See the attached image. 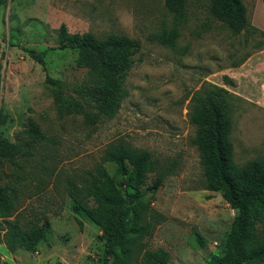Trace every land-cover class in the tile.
Returning a JSON list of instances; mask_svg holds the SVG:
<instances>
[{
    "label": "rangeland",
    "instance_id": "374dc122",
    "mask_svg": "<svg viewBox=\"0 0 264 264\" xmlns=\"http://www.w3.org/2000/svg\"><path fill=\"white\" fill-rule=\"evenodd\" d=\"M242 1L250 26L233 32L211 14L209 0H187L174 47L153 37L173 23L164 0L2 1L0 135L33 145L32 155L22 161L20 204L8 219L16 216L26 226L44 214L49 224L34 249L10 250L0 218V264H102V232L83 211H73L66 185L100 163L120 180L115 165L101 160L116 141L148 150L154 161L141 187L164 220L143 238L144 248L166 250V264H208L230 230L234 210L219 192L205 188L189 122L192 96L213 86L225 89L234 162L241 166L264 158V0ZM61 25L68 33H115L139 42L115 115L89 123L83 114L57 109L47 75L59 79L63 92L86 111H94L76 92L87 77V69L76 63L77 50L59 48ZM26 48L45 50V66ZM31 123L45 140L24 132ZM13 171L11 162H4L0 182L11 180ZM158 175H164L162 184L151 189Z\"/></svg>",
    "mask_w": 264,
    "mask_h": 264
},
{
    "label": "trees",
    "instance_id": "16d2710c",
    "mask_svg": "<svg viewBox=\"0 0 264 264\" xmlns=\"http://www.w3.org/2000/svg\"><path fill=\"white\" fill-rule=\"evenodd\" d=\"M209 3L211 14L233 32L250 26L242 0H209ZM164 6L172 16V26L163 27L153 37L174 47L179 27L186 19L187 0H164ZM59 35V48L76 49L77 65L87 69L86 80L76 87V92L94 107V111H86L81 101L63 92L59 79L47 75L46 82L56 91L55 104L59 112L83 114L89 123L115 115L124 95L122 82L139 42L115 33L105 37L90 31L68 33L64 25ZM25 50L45 66V50ZM226 94L225 89L217 86L196 92L188 113L189 122L195 127L193 143L199 152L205 188L219 192L234 210L230 230L219 249L209 255L208 264H264V158L249 160L241 166L234 162ZM24 132L35 141L46 139L36 123H31ZM31 143L24 146L0 135V170L4 162H11L14 167L12 179L0 182V218L6 224L3 240L10 250L34 249L49 224L44 214L43 219L31 220L26 226L16 216L8 219L20 204V186L26 179L22 175L25 168L22 161L32 155ZM101 160L113 163L114 173L121 179L116 180L100 163L79 179L67 181L66 193L73 201V211H83L101 230L104 238L102 264H166L169 261L166 250L145 249L142 242L164 220L144 198L141 187L145 176L154 170L151 153L116 141L104 150ZM163 178L164 175L156 176L151 189H157Z\"/></svg>",
    "mask_w": 264,
    "mask_h": 264
}]
</instances>
